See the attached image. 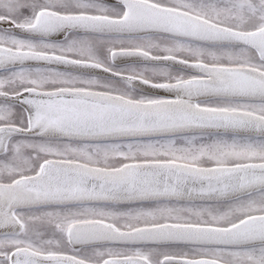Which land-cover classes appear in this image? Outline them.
<instances>
[{
    "label": "snow or ice",
    "instance_id": "obj_1",
    "mask_svg": "<svg viewBox=\"0 0 264 264\" xmlns=\"http://www.w3.org/2000/svg\"><path fill=\"white\" fill-rule=\"evenodd\" d=\"M0 264H264V0H0Z\"/></svg>",
    "mask_w": 264,
    "mask_h": 264
}]
</instances>
